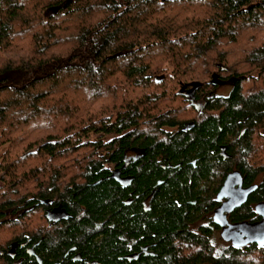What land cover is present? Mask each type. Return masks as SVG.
I'll use <instances>...</instances> for the list:
<instances>
[{
    "label": "trees",
    "instance_id": "trees-1",
    "mask_svg": "<svg viewBox=\"0 0 264 264\" xmlns=\"http://www.w3.org/2000/svg\"><path fill=\"white\" fill-rule=\"evenodd\" d=\"M185 85L206 93L202 113ZM262 127L264 0H0V264H41L28 239L43 264H88L74 245L90 264H264V245L216 253L188 227L229 165L264 169L250 159ZM131 146L145 152L129 188L163 181L148 211L101 165ZM125 235L154 255L126 259Z\"/></svg>",
    "mask_w": 264,
    "mask_h": 264
},
{
    "label": "flooded vegetation",
    "instance_id": "flooded-vegetation-1",
    "mask_svg": "<svg viewBox=\"0 0 264 264\" xmlns=\"http://www.w3.org/2000/svg\"><path fill=\"white\" fill-rule=\"evenodd\" d=\"M230 81L224 80L223 83H220L218 85H215L212 91L217 92L219 94L227 93L230 91ZM191 85H185L184 87L180 88V93L183 95L185 99H188V101L191 104V107L196 110V113L203 112L205 108V95L206 93L202 91L201 93H198L196 88L190 89ZM217 89H223L224 91H218ZM196 118H187L185 119V128H191L194 125ZM246 127H243L241 133L244 132V129ZM177 128H175L176 130ZM262 135H264V128L263 131L260 132ZM111 138V136L109 137ZM220 153L223 157L227 158L228 153L226 151V146L224 144H221L220 147ZM99 149H95L92 151H98ZM116 149H103L100 150V153L104 154V158L102 159V168L105 170V175L107 177L112 178L115 180L121 187L125 188L126 190L133 185V181L135 179V175L133 173L134 168H139L140 165L137 164L138 161L143 157L144 155V148L141 147H122L120 149H117L119 151L118 158L112 157V153ZM158 158H156V161ZM195 159L192 161V164L194 165ZM253 168H261L264 166H253V164H249ZM162 168L165 167H175L168 164H160ZM237 172V175L231 179V181L225 185L226 180L228 179L229 175L233 172ZM239 172V173H238ZM240 176V177H239ZM245 174L242 171V169L238 166L237 162L232 163L228 166L226 170L221 172V176L219 177V181L214 187L213 191H211L209 204L210 208H205L202 211V214L194 220L193 222L188 223V227L191 228L193 231L198 230L200 227H204L208 229V241L216 253L221 252L223 247H231V248H246L248 245L256 244L255 242H248L242 246H238L234 244L231 240H225L222 235V229L223 225L217 221V218L222 219L225 215V218L227 222L225 223V226L229 224H234L241 221H247V222H257L261 220L262 215L257 210V205L259 203L264 202V190L261 187H264V169H258V172L256 173V176L252 178V180H247L245 178ZM162 184V179L157 178L154 183L148 188L143 191H136L133 189H128L126 194L124 195V198L122 199L125 204H129L133 201H137L140 203L141 207L144 209V211H148L152 209V204L154 200V196L158 191V185ZM248 188H250L248 190ZM246 191V197L240 204H234L236 203L240 196ZM262 191L259 196H255L257 191ZM244 195V194H243ZM241 200V199H240ZM188 202L194 204L195 200H188ZM230 204L229 208L224 209L221 211L222 207L226 204ZM232 205V206H231ZM55 206H60V208H63L62 203L59 202ZM52 206V207H55ZM51 207V208H52ZM48 208V209H51ZM47 209V210H48ZM221 211V212H219ZM68 214L66 217H61L58 221H61L68 217ZM30 240V239H28ZM28 240L23 243H21V246L25 245V251H31V254L35 256V258L39 261L38 258L42 260V257L36 252L35 250V244H27ZM124 240L126 241L125 246L127 247V250L123 256H125L126 259H136L139 254L144 255H154V248L152 243H137L136 242H130L128 245V242L130 240L129 237L125 235ZM36 243V242H35ZM136 245V246H135ZM264 244H262L259 247H262ZM17 248L12 249V256H16L18 254V251H16ZM34 250V251H33ZM73 251L72 253V259L83 261L85 263L90 264L91 260L86 258L82 255V253L75 247V245L71 248ZM23 257H19L18 260L22 259ZM40 262V261H39ZM93 263V262H92ZM201 264V263H198Z\"/></svg>",
    "mask_w": 264,
    "mask_h": 264
},
{
    "label": "water",
    "instance_id": "water-1",
    "mask_svg": "<svg viewBox=\"0 0 264 264\" xmlns=\"http://www.w3.org/2000/svg\"><path fill=\"white\" fill-rule=\"evenodd\" d=\"M163 75L157 76V79H162ZM183 87V86H182ZM181 87V88H182ZM239 173V172H238ZM237 175V172H233L229 175L228 179L226 180L225 185H227L231 179H233L234 176ZM240 177V176H239ZM250 188H248L249 190ZM246 191L240 196L239 200L234 203L240 204L246 197ZM241 199V200H240ZM240 202V203H239ZM230 204L226 203L222 209L229 208ZM232 206V205H231ZM257 210L262 215L261 220L257 222H247V221H241L234 224H229L225 226V223L227 222L225 215L222 219L217 218V221L223 225V229L221 232L222 237L225 240H231L234 244L238 246H242L248 242H255L259 246L264 244V202L259 203L257 205ZM219 211V212H221ZM46 215L53 221H58L61 217H66L67 211L65 209L60 208V206H55L51 209L47 210ZM32 251V248L30 252ZM40 263L43 264L40 258H38Z\"/></svg>",
    "mask_w": 264,
    "mask_h": 264
},
{
    "label": "rangeland",
    "instance_id": "rangeland-1",
    "mask_svg": "<svg viewBox=\"0 0 264 264\" xmlns=\"http://www.w3.org/2000/svg\"><path fill=\"white\" fill-rule=\"evenodd\" d=\"M168 69H171V64L167 63ZM218 91H224L223 89H217ZM263 129V127L261 128ZM99 133H91L88 136H86V139H96L100 136ZM100 137L107 139L110 137V134H102ZM85 138V137H84ZM83 139V138H82ZM264 142V140L259 139L258 137L255 138V142L253 143L254 149L251 153L250 159L253 160L255 163H258L259 165L264 166V151H261V144ZM5 145L0 147V154L4 151ZM63 161V159L61 160ZM1 182V179H0Z\"/></svg>",
    "mask_w": 264,
    "mask_h": 264
}]
</instances>
